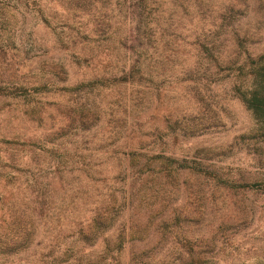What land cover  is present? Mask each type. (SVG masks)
I'll return each mask as SVG.
<instances>
[{
	"label": "rangeland",
	"instance_id": "rangeland-1",
	"mask_svg": "<svg viewBox=\"0 0 264 264\" xmlns=\"http://www.w3.org/2000/svg\"><path fill=\"white\" fill-rule=\"evenodd\" d=\"M70 1H39L53 18L28 14L41 48L24 55L15 1L0 0V85L17 87L0 91V264L170 263L173 239L148 221L169 214L193 264H264V100L241 99L264 54V0ZM131 151L169 158L171 180L129 198ZM198 161L228 181H198ZM131 198L123 245L117 215L85 240Z\"/></svg>",
	"mask_w": 264,
	"mask_h": 264
},
{
	"label": "trees",
	"instance_id": "trees-1",
	"mask_svg": "<svg viewBox=\"0 0 264 264\" xmlns=\"http://www.w3.org/2000/svg\"><path fill=\"white\" fill-rule=\"evenodd\" d=\"M14 6L17 9V14H18V27L16 30V38L15 40H18V45L20 52L26 55L28 52H30L33 49H39L41 48L36 40L31 38L33 30L32 27L34 23H30V21H27L28 14H32L34 18H43L47 24L50 23L53 18L51 16V13L48 11L46 4H42L39 1L40 0H14ZM138 4L142 3V0H136ZM91 3V0H71L70 1V8L74 10H80V9H85L87 4ZM64 10V9H63ZM30 19V18H29ZM143 20H146L145 17H143ZM137 21V29L136 32L138 33L139 38H144L146 34V27H147V22L145 21ZM57 40H62L61 37H57ZM5 48H8L7 45H5ZM47 50V49H46ZM136 56L138 59L136 60L135 64L141 67H144L143 63L140 61V58L142 55H144V51H140L138 49L134 50ZM256 67L252 73H254L252 80L249 84L248 87H245L241 91V99L243 102L246 103V105L249 108L255 109L259 105V103L264 100V93L262 92L264 89V54L258 56V60L256 62ZM136 68V67H135ZM138 70V68H136ZM11 87V88H10ZM23 87L20 86L18 90H22ZM17 87L14 85L13 82H8L6 81L2 85H0V91L1 93H5L6 95H16ZM197 125L192 124L190 126H187L185 130H194ZM133 158H135V162L133 164V172L134 175H136L135 182L136 184L133 185V187L130 189V192L128 194V197H132L134 194L135 198L139 194H147L144 190L147 189V182L148 181H162L167 178V180L170 181L172 178L171 170H168L165 166L164 163L166 161H169V158L164 157L163 155H158L154 156V154H135V152L131 151L129 155ZM154 158H160L161 162L160 164H153V159ZM163 164V165H162ZM152 167L153 171V177L148 178L144 177V170L147 168L149 169ZM191 171H193V175H196L198 181L201 178H204L205 181H208L209 183H214L218 181L226 182L228 181L225 176H222L220 173H218L216 170L211 169L208 170L206 169L199 161L194 162V165L191 167ZM142 174V177H141ZM151 176V175H150ZM230 180H234L233 178ZM137 200V199H135ZM113 203L112 205L116 204V199L113 197ZM121 201H119V204L117 207V211L115 214H111V210L109 208H105V214L102 213H97L95 217L92 219V221L89 223L90 230L89 232L85 233L83 237L85 240H90L92 239V242L95 240L94 238L97 237V232L100 231V234L103 232V230L108 229L112 225V219L113 216L117 215L118 217L121 216L122 218V227L119 230V234L117 236V241L118 244H122V238L123 235L127 232L128 229H133V225L136 227V224L130 219L131 211L134 209V207L137 206L138 203L134 201V198L130 199L129 201L123 200L122 204H120ZM146 206V205H145ZM122 208V210L120 209ZM119 212V213H118ZM105 215V216H103ZM169 217V218H168ZM171 218V219H170ZM150 222H155L154 228L157 231L162 232L164 235H169L173 239V243L175 244V251L173 253H176V257L171 259L170 263L166 262L165 259H162L160 262L161 264H178L176 260H179V264H193L194 260L189 257L188 251L184 249V247H188L187 245L189 244L188 238L187 237H182V244L179 245L178 241L174 238L176 237L175 230L173 229V225L175 222H177L176 217H170V214L167 215V217H164L162 219H158L157 221L154 220H148ZM128 223V227H126L125 223ZM149 226H146V230L149 229ZM137 228V227H136ZM141 230V229H139ZM136 232V231H135ZM177 238V237H176ZM177 244V245H176ZM123 245V244H122ZM121 247L117 248V251L120 250ZM174 260V261H173ZM114 264H119L118 259L116 258ZM147 264V262L143 263Z\"/></svg>",
	"mask_w": 264,
	"mask_h": 264
}]
</instances>
